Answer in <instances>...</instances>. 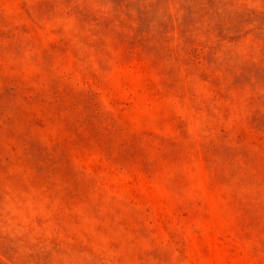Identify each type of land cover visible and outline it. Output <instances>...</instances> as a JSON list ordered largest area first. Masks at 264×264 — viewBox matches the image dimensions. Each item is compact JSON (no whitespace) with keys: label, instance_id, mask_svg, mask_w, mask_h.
<instances>
[{"label":"rangeland","instance_id":"rangeland-1","mask_svg":"<svg viewBox=\"0 0 264 264\" xmlns=\"http://www.w3.org/2000/svg\"><path fill=\"white\" fill-rule=\"evenodd\" d=\"M0 264H264V0H0Z\"/></svg>","mask_w":264,"mask_h":264}]
</instances>
